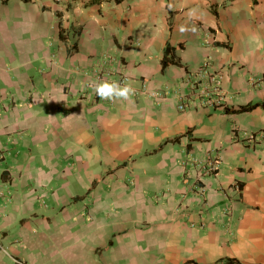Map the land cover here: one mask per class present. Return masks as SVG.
<instances>
[{
  "label": "crops",
  "instance_id": "1",
  "mask_svg": "<svg viewBox=\"0 0 264 264\" xmlns=\"http://www.w3.org/2000/svg\"><path fill=\"white\" fill-rule=\"evenodd\" d=\"M255 103L264 0H0V264H264Z\"/></svg>",
  "mask_w": 264,
  "mask_h": 264
},
{
  "label": "built area",
  "instance_id": "2",
  "mask_svg": "<svg viewBox=\"0 0 264 264\" xmlns=\"http://www.w3.org/2000/svg\"><path fill=\"white\" fill-rule=\"evenodd\" d=\"M198 82H201V79H208V84L202 87H199V84L193 85L196 89L195 95L198 97H201V105H213L215 103H219L220 97H221V83H220V74L212 68V65L206 62L198 72ZM121 81L120 83L122 84ZM141 93H150L152 96L156 97L158 101H162L164 98L162 96V93L159 91H149L148 87L146 85H143V88L141 89ZM179 108L182 110L185 108V106L182 104L179 106ZM201 171L204 175L208 174H214L218 170V159L212 158L208 159L207 164L204 166H201ZM235 191H239L240 187L237 185L234 187ZM200 191L203 192V189Z\"/></svg>",
  "mask_w": 264,
  "mask_h": 264
},
{
  "label": "clouds",
  "instance_id": "3",
  "mask_svg": "<svg viewBox=\"0 0 264 264\" xmlns=\"http://www.w3.org/2000/svg\"><path fill=\"white\" fill-rule=\"evenodd\" d=\"M181 32H184V27H181ZM194 31V29H193ZM94 91L101 100H108L113 103L117 101H128L135 95V89L128 83L119 82H100L96 84Z\"/></svg>",
  "mask_w": 264,
  "mask_h": 264
},
{
  "label": "trees",
  "instance_id": "4",
  "mask_svg": "<svg viewBox=\"0 0 264 264\" xmlns=\"http://www.w3.org/2000/svg\"><path fill=\"white\" fill-rule=\"evenodd\" d=\"M170 46H168L167 48H166V53H165V56H164V58H163V60H162V65H163V70L169 65V64H180V61L178 60V59H174V58H167V54L170 52ZM259 105H261V106H263L264 107V103H261V104H259V103H255V104H250V105H248V106H244V107H241V108H239V109H237V110H233V111H238V112H244V111H248V110H250V109H252V108H255V107H257V106H259ZM235 263H238V261L237 260H235V259H228V260H226L225 262H224V264H235Z\"/></svg>",
  "mask_w": 264,
  "mask_h": 264
}]
</instances>
